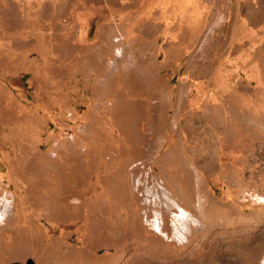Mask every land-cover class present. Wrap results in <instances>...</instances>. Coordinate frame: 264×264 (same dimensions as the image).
<instances>
[{"label": "rangeland", "instance_id": "obj_1", "mask_svg": "<svg viewBox=\"0 0 264 264\" xmlns=\"http://www.w3.org/2000/svg\"><path fill=\"white\" fill-rule=\"evenodd\" d=\"M204 126L215 161L192 165ZM163 195L194 215L170 257L263 264L264 0H0V264H39L9 255L18 238L101 259L110 225L157 237ZM209 200L256 216L254 247L210 256Z\"/></svg>", "mask_w": 264, "mask_h": 264}, {"label": "bare ground", "instance_id": "obj_2", "mask_svg": "<svg viewBox=\"0 0 264 264\" xmlns=\"http://www.w3.org/2000/svg\"><path fill=\"white\" fill-rule=\"evenodd\" d=\"M153 95V94H152ZM136 106V105H135ZM157 106V105H156ZM159 106V105H158ZM123 107V106H122ZM161 107V106H160ZM121 109V108H120ZM139 109V108H138ZM157 109V108H156ZM122 110V109H121ZM131 110V109H130ZM125 111V110H124ZM134 111V110H133ZM136 111V110H135ZM137 112V111H136ZM139 112V111H138ZM160 112V111H159ZM126 113V111H125ZM145 113V111H144ZM158 113V112H157ZM133 114V113H132ZM140 114V113H139ZM142 114V113H141ZM153 114H155L153 112ZM161 115V114H160ZM175 115V114H174ZM124 116V115H123ZM126 116V115H125ZM132 116V115H131ZM135 116V115H134ZM141 118L143 117L142 115H140ZM151 116V115H150ZM153 116V115H152ZM126 118V117H125ZM152 118V117H151ZM156 118V117H155ZM115 119V118H114ZM164 119V118H163ZM175 119V118H174ZM135 120V119H134ZM152 120V119H151ZM156 121V120H155ZM159 121V120H158ZM157 121V122H158ZM168 121H170L168 119ZM173 121V120H172ZM156 122V123H157ZM164 122V121H163ZM167 122V121H166ZM171 122V121H170ZM169 122V123H170ZM133 123H135L133 121ZM132 123V124H133ZM137 123V122H136ZM156 123H155V126H156ZM162 124V123H161ZM165 124V123H164ZM126 125V124H125ZM160 125V124H158ZM131 126V125H130ZM151 126V124H150ZM163 126V125H161ZM169 126V125H168ZM140 127V126H139ZM147 127V126H146ZM153 127H154V124H153ZM206 126L200 128V131L202 132V136L199 137L195 143L197 144V150L195 151L192 159H191V163L192 165L195 164V165H198V166H203V165H207V166H211L213 165L212 164V161H213V153L211 154V152H208L210 150H207L204 145H202L203 142H205L207 139L209 140L210 138L207 137L209 135H205L206 133V129H205ZM222 127V126H221ZM224 127V126H223ZM132 128V127H131ZM150 128V127H149ZM147 129V128H146ZM164 129V128H163ZM145 130V129H144ZM242 130V129H241ZM149 131V130H148ZM155 131V130H154ZM168 131V129H167ZM170 131V130H169ZM153 132V131H152ZM209 132V131H208ZM211 132V131H210ZM213 132V131H212ZM138 134V132H137ZM136 134V137H138ZM208 134V133H207ZM211 134V133H210ZM163 135V133H162ZM196 137V136H195ZM212 141V140H210ZM215 141V140H214ZM134 142V141H133ZM208 142V141H207ZM213 142V141H212ZM152 143V142H151ZM201 143V145H199ZM138 145V143H137ZM142 145L145 147L146 146V142L143 141L142 142ZM136 146V145H135ZM142 146V147H143ZM140 147V146H139ZM151 147V146H150ZM159 149V148H158ZM149 150V149H148ZM192 150V149H191ZM214 150V149H213ZM178 151V150H177ZM194 151V150H193ZM176 152V151H175ZM140 153V152H139ZM151 153V151H150ZM183 153V152H182ZM185 153V152H184ZM177 154V153H176ZM179 154V153H178ZM187 154V153H186ZM189 154H191V152H189ZM141 155L143 156V154L141 153ZM146 154H144L143 157H145ZM151 155V154H150ZM175 155V154H174ZM181 155V154H180ZM179 155V156H180ZM188 155V154H187ZM192 155V154H191ZM141 156V159L143 158ZM152 156V155H151ZM172 156V155H171ZM177 155H175L176 157ZM174 157V158H175ZM190 157V155H189ZM135 158V157H134ZM173 158V156H172ZM186 158V156H185ZM179 159V158H178ZM184 159V157H183ZM183 159L182 161H178L177 163V166H178V171H183L186 172L187 170V163L190 164L188 162V159H187V162L186 164L183 163ZM174 160V159H173ZM181 160V158L179 159ZM171 161V160H170ZM176 161V159H175ZM190 161V160H189ZM215 161V160H214ZM213 161V162H214ZM144 162V161H143ZM173 162V161H172ZM167 163V162H166ZM170 163V162H169ZM174 163V162H173ZM124 165V164H123ZM130 165V164H129ZM172 165V164H171ZM126 166V165H125ZM206 167V166H205ZM215 167V166H214ZM122 168V167H121ZM128 168V167H127ZM126 168V169H127ZM167 168V167H166ZM169 168V167H168ZM212 168V167H211ZM136 169V168H135ZM139 169V168H138ZM177 169V168H176ZM208 169V167H207ZM125 170V169H124ZM137 170V169H136ZM126 171V170H125ZM124 171V172H125ZM190 171V170H189ZM127 173V172H126ZM189 173V172H187ZM122 176V175H120ZM163 176V175H162ZM166 176V175H165ZM187 176H189L187 174ZM183 177V178H180L179 180V183H181L184 187H189V179L188 177ZM191 176V175H190ZM112 178V177H111ZM126 178V177H125ZM173 177H171L172 179ZM108 179V178H106ZM127 180V179H126ZM191 181H194L191 180ZM109 182V181H108ZM172 182V181H170ZM176 182V181H174ZM200 182V181H199ZM114 183V182H113ZM127 183V182H126ZM110 184V183H109ZM124 184V183H123ZM163 184L167 187H170V183L168 181V179L164 180L163 181ZM122 185V184H121ZM174 185V183L172 184ZM171 185V186H172ZM200 185V183H199ZM192 186V185H191ZM201 186V185H200ZM114 187V186H113ZM117 186H115L116 188ZM122 187V186H121ZM175 188V186H174ZM177 188V187H176ZM193 188H194V185H193ZM193 188H191L193 190ZM201 189V187H199ZM113 189V188H111ZM120 190V188H118ZM127 189V188H126ZM158 189V188H157ZM161 189V188H160ZM184 189V188H183ZM198 189V188H197ZM203 189V188H202ZM118 190V191H119ZM125 190V189H124ZM164 190V189H163ZM168 190V189H167ZM176 191L179 189H175ZM190 191V189H188ZM195 190V189H194ZM162 191V190H161ZM165 191V190H164ZM200 191V190H199ZM124 192V191H123ZM132 192V191H131ZM192 192V191H191ZM194 192V191H193ZM198 192V191H197ZM166 193V192H165ZM181 193V192H179ZM116 195L118 193H115ZM114 194V195H115ZM133 194V193H132ZM163 194V193H162ZM174 194V193H173ZM172 194V195H173ZM178 194V192H177ZM187 194V193H186ZM195 194V192H194ZM198 194V193H197ZM110 195V194H109ZM121 195V194H119ZM147 195V194H146ZM161 195V194H160ZM179 195V194H178ZM39 196V195H38ZM113 196V195H111ZM132 196V195H131ZM45 197V196H44ZM114 197V196H113ZM133 197V196H132ZM151 197V196H150ZM134 198V197H133ZM116 199V198H115ZM181 199V198H180ZM41 200V199H40ZM38 199V201H40ZM46 200V198H45ZM43 200V201H45ZM48 200V199H47ZM160 200H161V203L160 202H157L155 201V205L157 207H159V210H160V213L157 215V220H158V223L162 222L163 223V226L160 227V232H156L155 229H151L152 232L157 236V237H148V238H141L142 236H140V234L138 233V226L139 227H142L140 223H134L132 224L131 227V230L130 231V228H129V233H122L124 231L121 232L120 236H115L113 233V230H115L114 226L113 225H110V229L109 231L110 232H107L106 237V242L108 243L107 245H109V250H113V254H111V256L109 255L108 257H103V258H99L97 259L98 257H93L90 253H83L81 252V259L79 257L78 259V256L76 254V252H66L63 248V246H59V245H54V246H46L44 248L41 247V244H39L35 239L32 240V239H17L13 242V244H11L9 246V255L11 257H23L24 254H28V253H37V259L39 261V264H183V261H180L179 259H174L172 257L169 256V254L166 252V249H165V246H166V243L165 241H168L170 239V232H172V239L171 241L173 242H177L179 241L178 240V237L179 235L181 234H185V230H184V227L185 226H190L192 227V224H191V219L192 217H194L193 214H191V212H187L183 207L182 205H180V202L176 201V200H168L167 197H165L163 195V197L161 196L160 197ZM42 201V202H43ZM121 201L123 203V205H127L130 201H131V198L129 196V194H122L121 196ZM133 201V200H132ZM135 201V200H134ZM140 201V200H139ZM152 201V200H151ZM194 201V200H193ZM41 203V202H40ZM137 203V202H136ZM186 203V202H185ZM43 204V203H41ZM46 204V203H45ZM209 204V205H208ZM207 204V207L205 208L206 210V215H205V218H207L206 223L209 225L210 229L212 228H215V224L218 222L217 221V218H220V217H224L225 218V223L223 225H221L219 228V231L215 232L216 233H219L221 232L222 233V238H219V239H215L216 241L213 242V247L211 249H209V253L211 254L210 256H213L215 257V255L217 254L216 252H220V254H230L232 252L235 251L236 247L235 245L236 244H241V245H247L248 247H254V245L257 243L256 240H257V233H256V230H257V225L255 224L258 220L256 218V216L252 215L251 218H249V224L248 226L245 228L241 223H240V219L239 218V215L236 213V212H233L231 210H222L220 206H218L217 204H215L213 201L209 200ZM122 205V206H123ZM151 205H153L152 202L150 203H145L143 205V207H147V208H150ZM39 206V203L38 205ZM108 206V205H107ZM136 206V205H135ZM139 206V205H138ZM155 206V207H156ZM195 206V205H194ZM203 206V205H202ZM41 207V206H40ZM106 207V206H105ZM124 207V206H123ZM142 207V206H141ZM153 207V206H152ZM192 207V205H191ZM200 207V206H199ZM43 208V207H42ZM47 208V207H46ZM45 208V209H46ZM128 208V207H126ZM180 208L181 210V213L180 214H174L175 212L177 213L178 209ZM195 208H193V210L195 211ZM201 208V207H200ZM226 208V207H225ZM137 209V208H135ZM109 210V209H108ZM202 210V209H201ZM50 211V210H49ZM103 211V210H102ZM197 211V209H196ZM199 211V210H198ZM127 212V211H125ZM147 212V211H146ZM202 212V211H200ZM199 212V213H200ZM151 213V211H150ZM173 213V214H172ZM197 213V212H196ZM204 213V211H203ZM140 214V213H139ZM147 214H149L147 212ZM131 215V214H130ZM138 215V214H137ZM199 215V214H198ZM251 215V214H250ZM100 216H101V213H100ZM106 216V214H105ZM111 216V215H109ZM113 216V215H112ZM242 216V215H241ZM118 217V216H117ZM131 217V216H130ZM129 217V218H130ZM250 217V216H249ZM113 218V217H112ZM133 218H141V216H136V217H133ZM169 218L172 219V222H170L171 224L168 223V221L170 220ZM204 218V219H205ZM7 219V218H6ZM203 219V218H202ZM245 219V218H243ZM129 220V219H128ZM6 221H9V220H6ZM106 221V220H105ZM104 221V222H105ZM118 221V220H117ZM136 221V219H135ZM200 221V220H199ZM203 221V220H202ZM201 221V222H202ZM110 222V221H109ZM121 222V221H120ZM125 222V220H124ZM7 223V222H6ZM102 223V222H101ZM132 223V222H130ZM105 224V223H104ZM123 226V223L121 224ZM143 225V224H142ZM127 226V225H126ZM144 226V225H143ZM104 229L106 226H103ZM108 227V226H107ZM119 227V226H118ZM117 228V227H116ZM143 228V227H142ZM102 229V230H104ZM107 229V230H108ZM119 229V228H118ZM117 229V230H118ZM123 229V228H122ZM145 229V228H144ZM99 230V229H98ZM121 230V229H120ZM124 230V229H123ZM126 230V229H125ZM143 230V229H142ZM218 230V229H217ZM116 231V230H115ZM168 231V232H167ZM208 231V230H207ZM210 231V230H209ZM211 232V231H210ZM209 233V232H208ZM245 233H247V238L245 237ZM160 234V235H159ZM98 235V234H97ZM100 235V234H99ZM98 235V236H99ZM197 236V235H196ZM96 237V236H95ZM94 237V238H95ZM103 237V236H102ZM216 237V236H215ZM214 237V238H215ZM221 237V235H220ZM93 238V239H94ZM97 238H100V237H97ZM212 238V237H211ZM102 239V238H101ZM39 240V239H38ZM96 240V239H95ZM94 241V240H93ZM99 241V240H98ZM97 241V242H98ZM102 241V240H101ZM96 242V241H94ZM96 242V243H97ZM100 242V241H99ZM256 242V243H255ZM58 243V242H57ZM101 243V242H100ZM103 243V242H102ZM209 243H211L209 241ZM63 245V244H62ZM90 246V244H89ZM239 246V245H238ZM88 247V246H87ZM86 247V248H87ZM243 247V246H242ZM210 248V247H209ZM239 249V248H238ZM37 250V251H35ZM237 250V249H236ZM248 250V249H247ZM246 251V250H245ZM236 252V251H235ZM242 252V251H241ZM240 252V253H241ZM251 252V251H250ZM216 253V254H215ZM238 253V252H237ZM208 254V253H206ZM219 255V254H218ZM240 256V255H239ZM250 256V255H249ZM205 257V256H204ZM216 259H219L220 260L222 259L221 257H218L216 255ZM229 257V256H228ZM237 257V256H235ZM241 257V256H240ZM226 258V257H225ZM239 258V257H237ZM215 260V259H214ZM237 260V259H235ZM232 261V262H236V263H239L240 261V258H239V261ZM195 258L193 257L190 261V264H204L203 262L202 263H198V262H195ZM211 261V260H210ZM223 261V259H222ZM243 261V259H242ZM205 262V261H204ZM225 262V261H224ZM241 262V261H240ZM249 262V261H248ZM217 263V261H216ZM245 263V262H244ZM212 264H215L214 262H212ZM219 264V263H218ZM263 264H264V258H263Z\"/></svg>", "mask_w": 264, "mask_h": 264}, {"label": "trees", "instance_id": "obj_3", "mask_svg": "<svg viewBox=\"0 0 264 264\" xmlns=\"http://www.w3.org/2000/svg\"><path fill=\"white\" fill-rule=\"evenodd\" d=\"M26 77H27V75L24 76V78H26Z\"/></svg>", "mask_w": 264, "mask_h": 264}]
</instances>
